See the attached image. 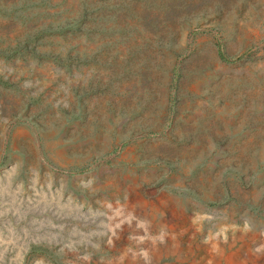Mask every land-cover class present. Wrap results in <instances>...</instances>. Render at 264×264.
<instances>
[{"label": "rangeland", "instance_id": "rangeland-1", "mask_svg": "<svg viewBox=\"0 0 264 264\" xmlns=\"http://www.w3.org/2000/svg\"><path fill=\"white\" fill-rule=\"evenodd\" d=\"M162 4L0 0V264H264V0Z\"/></svg>", "mask_w": 264, "mask_h": 264}, {"label": "trees", "instance_id": "trees-1", "mask_svg": "<svg viewBox=\"0 0 264 264\" xmlns=\"http://www.w3.org/2000/svg\"><path fill=\"white\" fill-rule=\"evenodd\" d=\"M135 1V0H134ZM137 1V0H136ZM163 2L162 5H164V11H170L172 8H174V3L177 0H161ZM168 2H170V6L167 4ZM165 3V4H164ZM173 3V4H172ZM110 5H108L106 8L108 12H106L105 9V14H103V17L106 18L108 20L109 17H111L109 15V13H113L115 12V9H112V7H109ZM48 8H52V7H48ZM47 7H44V11L42 12L43 14L47 15ZM123 8V7H122ZM128 7H125V9L123 8L122 13L125 14L124 17L128 16V13L130 12V10H128ZM147 10V9H146ZM49 11V10H48ZM63 11L65 12L66 17H64L61 21H57V22H49L46 23L44 27L39 26L37 28L38 32L34 37H26L24 39L23 42V52L26 53L28 52H32V53H36V55H41L42 52H44L46 50V48H48V46H53L56 43L53 41V39H51L52 37H57L59 35H63L64 33V28L68 25H70L72 22H81L84 21L83 17L85 16L81 7H74V6H70V7H65L63 9ZM94 11H92L93 13ZM127 12V13H126ZM42 13H38V15L42 14ZM51 14V13H50ZM131 16H135L137 19L142 20V21H149V19H152V15L150 13H141V12H134L132 13ZM83 30V28L81 26L77 27L76 31H80ZM63 37V36H62ZM29 43H33V46H29ZM22 44V42H21ZM218 47H219V54L221 56V58L225 61L228 62H232L235 60H241L243 58H245L248 54L247 53H243L242 55H239L237 57H231L230 55H228L225 50L224 47L222 45L221 42L218 43ZM43 49L42 52L39 51V49Z\"/></svg>", "mask_w": 264, "mask_h": 264}]
</instances>
